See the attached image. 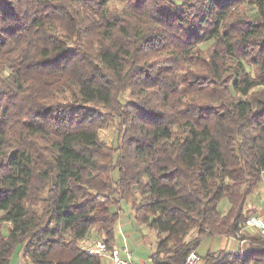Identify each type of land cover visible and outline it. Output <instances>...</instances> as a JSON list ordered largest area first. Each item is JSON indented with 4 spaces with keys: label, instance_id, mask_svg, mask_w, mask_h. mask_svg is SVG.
<instances>
[{
    "label": "trees",
    "instance_id": "trees-1",
    "mask_svg": "<svg viewBox=\"0 0 264 264\" xmlns=\"http://www.w3.org/2000/svg\"><path fill=\"white\" fill-rule=\"evenodd\" d=\"M263 173L264 0H0V264H103L80 240L111 249L123 202L155 264H264L199 253Z\"/></svg>",
    "mask_w": 264,
    "mask_h": 264
},
{
    "label": "rangeland",
    "instance_id": "rangeland-1",
    "mask_svg": "<svg viewBox=\"0 0 264 264\" xmlns=\"http://www.w3.org/2000/svg\"><path fill=\"white\" fill-rule=\"evenodd\" d=\"M248 10L251 13L255 8L249 7ZM117 130L116 121H111L106 127L100 129L99 133L102 141L109 146H114L117 140ZM219 208L222 211L228 210L229 204L227 199L221 201ZM6 225L8 227L9 223H6ZM128 231L129 233H127ZM92 235H94V230L89 234V236ZM126 236H128L130 246L134 251L135 260L141 263L155 264L151 256L157 246V231L146 224H139L134 217L131 205L127 202H123L120 218L116 225L115 243L120 247L124 246L126 244ZM226 241L227 239L222 248H226ZM261 245L264 246V242H262ZM216 247V238H206L200 245L199 253L205 255L208 252L214 251ZM19 249L20 248L11 255L9 264H36L29 258H25L23 252H20ZM103 264H110L109 259L104 258ZM194 264H204L203 257L200 256Z\"/></svg>",
    "mask_w": 264,
    "mask_h": 264
},
{
    "label": "built area",
    "instance_id": "built-area-1",
    "mask_svg": "<svg viewBox=\"0 0 264 264\" xmlns=\"http://www.w3.org/2000/svg\"><path fill=\"white\" fill-rule=\"evenodd\" d=\"M262 198L264 200V189L262 191ZM246 226H254L257 230L255 236L243 235V230ZM242 234L244 237H241ZM238 241V248L240 256L244 254L246 250L251 248L253 245H259V241H264V215L256 214L246 218L242 230L236 236ZM126 244L124 246H118L116 243L113 244L112 248L109 249L104 237L100 236L96 230L94 235L87 236L80 240V245L87 254L99 255L102 258H108L110 264H146L135 260L134 251L132 250L128 236L125 238ZM200 256L191 252L186 259L185 264H194Z\"/></svg>",
    "mask_w": 264,
    "mask_h": 264
},
{
    "label": "crops",
    "instance_id": "crops-1",
    "mask_svg": "<svg viewBox=\"0 0 264 264\" xmlns=\"http://www.w3.org/2000/svg\"><path fill=\"white\" fill-rule=\"evenodd\" d=\"M264 189V173L262 175V180L259 184V188L256 192H254L250 197L247 204V217L253 216L256 214L264 215V200L262 198V191ZM129 233V231L127 232ZM257 234V230L254 226H246L243 230V235L245 236H255ZM216 248L214 251L226 249L229 251H236L238 248V241L236 237H228V236H216ZM227 239L226 248H222L224 246L225 240ZM212 251V252H214ZM203 255V254H202Z\"/></svg>",
    "mask_w": 264,
    "mask_h": 264
}]
</instances>
